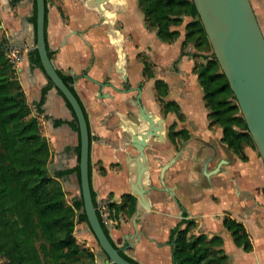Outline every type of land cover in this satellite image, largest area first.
Returning a JSON list of instances; mask_svg holds the SVG:
<instances>
[{
    "label": "crops",
    "instance_id": "crops-1",
    "mask_svg": "<svg viewBox=\"0 0 264 264\" xmlns=\"http://www.w3.org/2000/svg\"><path fill=\"white\" fill-rule=\"evenodd\" d=\"M96 2L48 0L46 45L55 68L73 77V88L87 116L91 188L110 239L138 264H174L169 231L176 225L184 227L182 220L189 218L194 220L189 234L221 236L219 249L230 264H264V162L257 150L247 145L243 160L221 141V127L209 126L208 109L193 69L197 57L179 54L183 37L171 42L159 39L155 29L147 26L138 0ZM250 2L264 35V0ZM32 9L33 0H0V37L6 41L9 57L17 48L13 57L16 75L31 113L39 119L40 131L49 141L47 171L54 174L77 163L79 133L68 123L72 112L54 85L37 107L48 77L29 58L35 45V27L29 20ZM188 19L184 18L183 25ZM183 25L178 26L180 31ZM193 50L188 45L185 51ZM140 52L149 55L153 77H147ZM155 78L166 82L167 93L162 98L176 101L182 116L164 111L165 123H175V129H185L189 137L176 138V144L168 139L164 142L161 165L181 150L164 173L174 195L153 183L148 191L150 207L140 210L134 228L132 215L118 211L116 205L124 193H131V158L137 153L130 143L132 123L138 130L142 123L135 102L137 87L146 105L147 86L157 96ZM152 141L156 142L150 140L146 147L148 159L147 148L155 145ZM160 141L156 143H163ZM156 176L159 180V171ZM57 178L63 190L71 193V201L78 198L80 186L74 172ZM224 215L243 224L251 242L249 250L235 243L223 225ZM75 236L94 252V264H109L87 222L75 224Z\"/></svg>",
    "mask_w": 264,
    "mask_h": 264
},
{
    "label": "trees",
    "instance_id": "trees-1",
    "mask_svg": "<svg viewBox=\"0 0 264 264\" xmlns=\"http://www.w3.org/2000/svg\"><path fill=\"white\" fill-rule=\"evenodd\" d=\"M47 1L45 0V40ZM138 5L147 26L155 29L157 37L165 42L178 38L181 34L178 26L183 24L185 17L189 18L183 25L185 31L179 54L187 53L192 57L204 58V61H195L193 69L202 88L204 104L208 109V124L219 125L222 130L221 141L235 155L243 160L246 159L245 147L247 145L254 149L256 147L216 56L213 51L210 54H203V50L211 45L193 0H138ZM35 17V0H33L29 20L34 27ZM187 45H191L194 50L185 51L184 47ZM48 54L51 56L50 52ZM29 58L34 65L43 70L36 48L30 51ZM142 61L147 77H153L150 62L145 58H142ZM57 72L77 96L72 85L73 77L58 70ZM51 85L53 83L48 78V83L41 88L38 108ZM154 87L159 99L161 98L164 111L173 110L181 118L178 104L173 100L162 99L167 93L166 82L155 78ZM57 90L62 95L60 90ZM62 97L72 112V119L68 123L78 131L74 111L65 97L63 95ZM84 114L86 116L85 111ZM170 126L173 132L168 134V138L174 144L176 137L180 136L182 140L189 137L185 129H175V123ZM79 147L78 143L75 148L77 163L73 167L58 170L54 174L48 173L47 164L51 153L49 141L40 131L39 119L31 113V107L16 75L15 63L7 55L5 39L0 37L1 264H94V252L79 243L74 232L77 222H87L81 193L78 198L67 203L64 190L57 178L74 172L79 182ZM101 169L104 170L103 167ZM89 178L91 180L90 156ZM91 194L96 205L92 188ZM135 205L136 196L124 193L116 208L130 217ZM98 216L108 234L99 213ZM182 221L185 226L172 227L168 236L174 264H230L226 255L220 252L219 247L222 244L220 235L189 234V228L194 225V220L185 218ZM222 221L231 232L235 243L249 250L251 242L243 224L228 215H224ZM119 252L126 256L120 249Z\"/></svg>",
    "mask_w": 264,
    "mask_h": 264
},
{
    "label": "water",
    "instance_id": "water-1",
    "mask_svg": "<svg viewBox=\"0 0 264 264\" xmlns=\"http://www.w3.org/2000/svg\"><path fill=\"white\" fill-rule=\"evenodd\" d=\"M100 3L103 0H96ZM199 18L206 32L212 51L221 70L232 89L240 111L246 122L256 150L264 162V35L252 8L250 0H193ZM35 45L42 68L53 85L60 90L74 111L79 133V186L83 200V209L87 217L88 229L94 234L109 264H138L123 256L119 248L111 241L99 219L96 205L91 194L89 178V126L83 107L72 89L63 81L55 68L45 40V0H35ZM138 119L147 121V127L138 130L132 123L131 145L137 153L131 158L135 166L131 168L135 178L130 181V192L136 196V205L131 221L136 228V219L142 208L150 207L148 191L150 163L145 147L148 139L163 133L165 120L154 119L155 113L148 110L140 100V91L136 95ZM162 131V133H161ZM228 149V148H227ZM181 150L159 168L161 188L174 195L172 187L166 185L165 170L176 160ZM225 162V161H222ZM221 161L216 165L219 169ZM146 177L147 182L143 179Z\"/></svg>",
    "mask_w": 264,
    "mask_h": 264
},
{
    "label": "rangeland",
    "instance_id": "rangeland-1",
    "mask_svg": "<svg viewBox=\"0 0 264 264\" xmlns=\"http://www.w3.org/2000/svg\"><path fill=\"white\" fill-rule=\"evenodd\" d=\"M138 10H139V13L142 15V12H141V10L138 8ZM183 25V24H182ZM184 29L182 28V30H181V34H180V36H179V38L181 39V37H183V34H184ZM188 46V45H187ZM187 46H185L184 47V50H186V48H187ZM181 49V48H180ZM194 49V48H193ZM212 52V49H211V47H207L206 49H204L203 50V54H210ZM167 54V53H166ZM138 57V56H137ZM139 57H141V58H148L149 57V55L147 56L144 52H140V55H139ZM172 56L171 55H168V58H171ZM150 58V57H149ZM148 58V61L150 62V64H151V67H153V64H152V61L150 60ZM167 58V59H168ZM197 60H199V61H204V58H200V57H198L197 58ZM176 65H174V67H175ZM146 93H147V95H146V97H144V101H145V103H146V105H147V107L150 109V110H152V111H154V112H156V113H158L159 114V116L160 117H163L162 116V113L160 112L161 110H160V108H159V106H158V99L159 98H157V96H155L154 95V92H153V90H152V88L150 87V86H147V89H146ZM163 99V98H162ZM160 100H161V98H160ZM164 100V99H163ZM159 111V112H158ZM171 125V124H170ZM168 126V123L167 124H165V126H164V131H163V133H164V135H165V139H169L168 138V134L169 133H171V132H173V128L171 127V126ZM175 130V129H174ZM180 137V136H179ZM177 138V140L178 139H180L181 140V138ZM151 143H153V144H155L154 145V147H158V149H153L154 147H149V148H147L148 150L147 151H149L148 153H149V159H148V161H149V163H150V165H152V163H153V166H150L151 167V173L149 172V184L150 185H152L153 183H155V184H158V185H160V182H159V180H158V176H156V174L158 173V171H159V167H160V165H161V162L163 161V159L165 158V157H163V155H160V154H162V152H160L163 148V144L161 143H156V142H154V141H152ZM153 146V145H152ZM155 154H157V156L155 155ZM151 157H152V161H151ZM76 184L78 185L79 184V182H78V179L76 178ZM64 193H65V199H66V202L67 203H70L71 202V198H72V195H71V193H68V192H65L64 191ZM77 195H78V197L80 196V189H78V193H77ZM74 232H75V230H74ZM2 263V258L0 257V264Z\"/></svg>",
    "mask_w": 264,
    "mask_h": 264
},
{
    "label": "flooded vegetation",
    "instance_id": "flooded-vegetation-1",
    "mask_svg": "<svg viewBox=\"0 0 264 264\" xmlns=\"http://www.w3.org/2000/svg\"><path fill=\"white\" fill-rule=\"evenodd\" d=\"M153 70V69H152ZM165 82V81H164ZM137 91L139 92L140 91V100H141V90H140V88L139 87H137ZM137 92V93H138ZM137 95V94H136ZM136 97V96H135ZM163 97V96H162ZM157 98H159L158 97V95H157ZM136 99V98H135ZM164 99V98H163ZM159 100V104L161 105V106H159V107H161L160 109H161V112H162V116L164 117V107H163V104H162V102H161V100L160 99H158ZM165 101H166V99H164ZM169 100V99H168ZM174 101V100H173ZM136 102V101H135ZM142 102V101H141ZM176 102V101H175ZM177 103V102H176ZM143 104V103H142ZM178 104V103H177ZM144 105V104H143ZM179 106V105H178ZM145 107L148 109V110H150L146 105H145ZM150 111H152V110H150ZM153 112V111H152ZM154 113V112H153ZM166 124V123H165ZM168 126H169V124H168ZM177 138V137H176ZM155 140L156 142H158V140L160 141V137L159 136H152V137H150L149 139H148V141H150V140ZM167 139H165V140H161L160 142H163L162 144H164V142L166 143L167 141H166ZM168 140H170V139H168ZM161 144V143H160ZM147 146H148V144H147ZM146 146V147H147ZM146 147H145V152H146ZM150 171H151V167H150ZM161 185V184H160Z\"/></svg>",
    "mask_w": 264,
    "mask_h": 264
},
{
    "label": "bare ground",
    "instance_id": "bare-ground-1",
    "mask_svg": "<svg viewBox=\"0 0 264 264\" xmlns=\"http://www.w3.org/2000/svg\"><path fill=\"white\" fill-rule=\"evenodd\" d=\"M154 119H155V121L156 120H159L160 119V117L155 113V115H154ZM147 124H148V122L147 121H142V123H141V130L142 129H144V128H146L147 127ZM161 133H162V131H161ZM133 166H135V162L133 161V165H132V167ZM135 178V176H134V174H133V177H132V180ZM143 182L144 183H146L147 182V179H146V177L143 179Z\"/></svg>",
    "mask_w": 264,
    "mask_h": 264
},
{
    "label": "built area",
    "instance_id": "built-area-1",
    "mask_svg": "<svg viewBox=\"0 0 264 264\" xmlns=\"http://www.w3.org/2000/svg\"><path fill=\"white\" fill-rule=\"evenodd\" d=\"M16 52H17V48H13V50H12V53H11V59L13 60V57H15L16 55ZM96 208H97V206H96ZM98 211V210H97ZM98 213H99V211H98Z\"/></svg>",
    "mask_w": 264,
    "mask_h": 264
}]
</instances>
